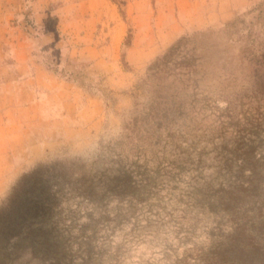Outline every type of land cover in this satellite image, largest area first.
<instances>
[{"label":"rangeland","instance_id":"rangeland-1","mask_svg":"<svg viewBox=\"0 0 264 264\" xmlns=\"http://www.w3.org/2000/svg\"><path fill=\"white\" fill-rule=\"evenodd\" d=\"M263 52L264 0H0V214L75 165L61 241L0 228V264H264V126L238 97Z\"/></svg>","mask_w":264,"mask_h":264},{"label":"trees","instance_id":"trees-1","mask_svg":"<svg viewBox=\"0 0 264 264\" xmlns=\"http://www.w3.org/2000/svg\"><path fill=\"white\" fill-rule=\"evenodd\" d=\"M228 32L239 36L237 43L247 41V43L252 42L254 44L262 29L257 28L255 30L253 22L238 19L228 25ZM182 49L183 45L180 42L177 43L159 60L158 64L162 62L161 66L169 67L172 63L171 60H174V55L177 52L180 53ZM245 70L251 71L250 83L246 91L239 93L238 97H242V101L245 99L251 109V116L257 115L255 120L258 124L255 132H262L264 126V52L261 60H257L256 63L252 64V67ZM149 72L152 74L153 71ZM233 80L237 81L234 77ZM234 128L240 134L254 132L242 128L240 125H235ZM74 168L75 165L71 162L56 165L47 164L22 178L5 208H3V213L0 214V228L6 238H19L22 232L37 227V231L40 232L43 239L42 244L46 245V240L53 234L57 239H55L56 241H61L59 240L61 205L66 190L72 184V178L75 176ZM57 218L58 222L56 221Z\"/></svg>","mask_w":264,"mask_h":264}]
</instances>
